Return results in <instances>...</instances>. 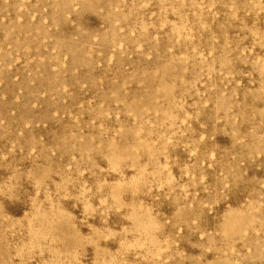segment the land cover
I'll use <instances>...</instances> for the list:
<instances>
[{"label": "rangeland", "instance_id": "374dc122", "mask_svg": "<svg viewBox=\"0 0 264 264\" xmlns=\"http://www.w3.org/2000/svg\"><path fill=\"white\" fill-rule=\"evenodd\" d=\"M0 264H264V0H0Z\"/></svg>", "mask_w": 264, "mask_h": 264}]
</instances>
